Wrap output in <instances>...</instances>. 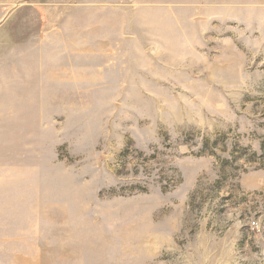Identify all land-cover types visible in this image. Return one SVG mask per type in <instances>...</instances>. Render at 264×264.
Returning a JSON list of instances; mask_svg holds the SVG:
<instances>
[{
  "label": "rangeland",
  "instance_id": "rangeland-1",
  "mask_svg": "<svg viewBox=\"0 0 264 264\" xmlns=\"http://www.w3.org/2000/svg\"><path fill=\"white\" fill-rule=\"evenodd\" d=\"M43 29L72 64L0 108L12 264H264V0H0V66Z\"/></svg>",
  "mask_w": 264,
  "mask_h": 264
},
{
  "label": "crops",
  "instance_id": "crops-1",
  "mask_svg": "<svg viewBox=\"0 0 264 264\" xmlns=\"http://www.w3.org/2000/svg\"><path fill=\"white\" fill-rule=\"evenodd\" d=\"M58 35L55 29L45 32L43 29L37 37L20 42L14 41L11 35L6 36L4 65L0 66V108L13 107L14 100L26 98V91L54 90L55 81H59L62 73L70 71L71 53H64L68 61V70L64 72L59 63L61 52L52 47ZM12 113L13 109L10 115ZM15 202L14 198H0V264H12L14 227L18 228L17 233L24 228V223L18 222L19 218H24V212L22 208H14ZM181 208L174 211V216H182L184 207Z\"/></svg>",
  "mask_w": 264,
  "mask_h": 264
},
{
  "label": "built area",
  "instance_id": "built-area-1",
  "mask_svg": "<svg viewBox=\"0 0 264 264\" xmlns=\"http://www.w3.org/2000/svg\"><path fill=\"white\" fill-rule=\"evenodd\" d=\"M253 224H255V222H253Z\"/></svg>",
  "mask_w": 264,
  "mask_h": 264
}]
</instances>
